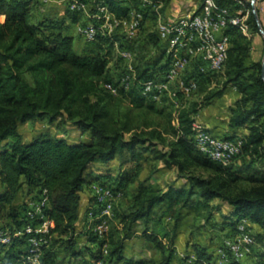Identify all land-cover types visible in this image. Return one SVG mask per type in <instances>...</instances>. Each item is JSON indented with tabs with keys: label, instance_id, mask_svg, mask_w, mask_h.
Segmentation results:
<instances>
[{
	"label": "trees",
	"instance_id": "1",
	"mask_svg": "<svg viewBox=\"0 0 264 264\" xmlns=\"http://www.w3.org/2000/svg\"><path fill=\"white\" fill-rule=\"evenodd\" d=\"M126 1L102 0L117 17L127 15L128 9L122 5ZM212 1L218 9L251 8L248 0ZM36 6L31 0H0V15H4L0 22V180L4 185V191L0 193V211L3 204L13 203L23 184L39 188L37 199L42 190H46L45 215L54 222V227L50 230L43 262L59 264L58 247L72 257L81 254L75 247L74 233L80 221V193L92 175V165L108 163L115 158L124 163L126 154L132 165L113 176L112 183L108 173H99L96 177L98 183L109 186L120 193V197H130V206L119 214L113 206L114 219L102 237L85 227L87 240L97 244L96 249H88L92 261L171 264L184 209L193 210L190 213L194 221L202 217L204 225L230 226L235 233L238 223L247 219L251 228L259 230L257 234L252 232L255 246L248 257H255L258 243L261 251L256 258L264 261V79L262 58L253 56L251 40L238 26L229 24L226 28L230 39L229 54L222 71L199 72L195 62L187 70L188 75L198 81L196 92L204 85L210 89L211 76L223 73L224 81L218 90L208 92L203 88L204 95L211 94L203 98L200 106L220 98L228 86L235 87L239 94L230 108L227 122L231 128H245L242 148L229 164L221 165L200 152L195 144L192 123L199 110L194 104L185 105L177 112L173 111L174 114L166 113L174 107L162 103L158 108L157 103L147 100L140 92L139 81L161 78L169 62L155 30L144 34L142 27L138 39L142 37L141 43L150 45L156 56L135 64L132 58L136 78L125 88L120 82L118 84L119 78L114 81L108 77L109 60L106 53L103 54L107 47L113 48L114 41L122 45L116 33L94 41L95 52H77L73 35L66 26L71 12L62 19H43L34 23L31 11ZM256 9L264 29L260 0L256 1ZM247 23L252 35H262L252 10L247 15ZM120 47L132 51L129 47ZM127 71L124 66L121 77ZM106 82L117 87L115 94L104 87ZM113 97L126 99L131 107L141 109L142 114L154 112L161 119L143 121L140 126L130 123L129 119L116 120L110 108ZM36 119L71 124L83 132H90L93 140L71 142L60 136H40L25 142L19 126ZM234 137L237 136H224ZM137 146L143 147L142 152L136 150ZM148 149L163 167L176 169V176L185 178L189 187L168 184L166 188L158 189L139 181L143 169L142 153ZM247 159L251 164L262 163L258 175H240L242 170H249L248 164L241 162ZM241 179L244 184L240 186L238 181ZM136 182V189L129 192ZM214 200L220 203H212ZM93 201L92 197L90 205ZM224 205L228 206L226 212ZM27 208L26 204L13 225L0 226V229L12 231L27 222ZM90 210L97 213L98 208ZM216 215L220 222L213 220ZM138 222L143 224L140 236L149 248L159 253L158 260L125 258L126 241L135 235ZM189 245L194 256L191 264H216V255L205 245L198 241ZM4 248L5 254L0 256L2 264H28L24 260L27 250L24 237H13L8 245L0 246V250ZM187 259L188 255L181 261Z\"/></svg>",
	"mask_w": 264,
	"mask_h": 264
},
{
	"label": "built area",
	"instance_id": "2",
	"mask_svg": "<svg viewBox=\"0 0 264 264\" xmlns=\"http://www.w3.org/2000/svg\"><path fill=\"white\" fill-rule=\"evenodd\" d=\"M136 1L142 6L150 3L148 0ZM66 6L70 12L85 15V20L77 26V33L86 42L111 37L118 28L128 41L137 39L141 34L145 12L140 8H133L126 16L117 17L102 0H66ZM247 15L244 9H218L212 0H205L199 9L188 11L177 18L159 17L156 33L169 62L161 78L149 77L139 81L141 94L147 100L160 104L169 103L168 99L179 100V97L188 98L193 95L198 89V81L187 73L191 63H196L199 72L222 71L230 45L226 28L229 24L236 25L250 38L252 34ZM119 45L118 41H114L113 48L123 60L131 62L132 51ZM128 70L120 79V84L125 88L136 78L131 65ZM104 87L114 94L117 92V87L112 82L104 83ZM174 107H179V104ZM192 129L198 150L221 165L229 164L241 151V137L217 136L198 119L193 121ZM92 197L93 205L88 206L84 222L89 230L102 237L114 216V200L120 197V193L114 192L109 186L95 183L92 185ZM47 204L46 190L43 189L38 199L27 202V222L12 231L0 229V246L8 245L13 237H24L27 244L25 262L45 264L42 258L48 247L50 230L54 227V222L45 215ZM92 207L98 208L97 213L90 210ZM254 246L250 223L243 219L237 225L236 236L225 239L216 249V264H239L252 253ZM93 264H102V261H94Z\"/></svg>",
	"mask_w": 264,
	"mask_h": 264
},
{
	"label": "rangeland",
	"instance_id": "3",
	"mask_svg": "<svg viewBox=\"0 0 264 264\" xmlns=\"http://www.w3.org/2000/svg\"><path fill=\"white\" fill-rule=\"evenodd\" d=\"M165 2H167V4H174V2H176V0H164ZM205 0H186L185 5L186 4H190L193 5L192 7L198 8L200 7ZM249 1V0H248ZM163 2V0H162ZM32 5L37 4V6L35 8L32 9L31 11V21L34 23H38L40 21H42L43 19H52L55 18L51 13V9L53 7H48L46 4H43V2L41 0H31ZM55 4V3H54ZM177 4L179 5V2H177ZM251 4V2H250ZM51 6V5H50ZM256 6V3H255ZM93 7V4H91V8ZM176 7V5L174 6V8ZM177 8V7H176ZM243 8V7H241ZM54 9V8H53ZM244 10L247 11V14L249 13L250 10H252V4H251V8H243ZM170 8H167L165 12H163L164 17H169L172 18L173 16L169 15L172 14L170 11ZM181 14V13H180ZM179 15V14H178ZM177 15V16H178ZM84 14L83 13H70L68 14V20L66 22V26L69 28V33H71L73 35V40H74V48L75 50H77V52H81V53H87V52H95L97 51L96 49V42H86L83 38H81L78 33H77V26L83 22L85 19L83 18ZM176 16V17H177ZM52 17V18H51ZM74 19V21L72 20ZM4 20V16H0V22H2ZM120 28H118L117 32H116V38L123 42L122 45L123 47H129L132 49L133 52V59H134V64L139 61V60H143L144 58L147 59H151L154 58L156 56V54L154 53V51H152V47L146 43H141V38L138 40H134V41H128L125 39V37L121 34V32L119 31ZM233 38V37H232ZM247 39L251 40L252 45H253V49H252V54L253 56H255V58L257 59H263L264 56V36L263 34L257 35V34H253L251 35L250 38H248L246 36ZM106 53L107 58H108V66H109V70H108V77L111 80H119L121 79V70L124 66L128 67L129 62L126 60H123L120 55L117 53V51L110 47L103 51V54ZM149 59V60H150ZM136 60V61H135ZM124 73V72H123ZM119 78V79H117ZM212 79V83L210 86H212L210 89H206V86L204 85L203 87H200V89L195 92L193 95H191L188 98H183V97H179V107H174V108H170L169 110L167 109L165 112H177L181 107L183 106H192L193 104L196 106V108L198 110L201 109L202 105L200 106V104L203 103V98L206 95H209L211 93H207L204 95L203 91L206 89L208 92L210 91H216L218 90L221 85L222 82L224 81V76L223 73H218V74H214L211 76ZM118 84L120 81H117ZM203 88H205L203 90ZM148 102V101H147ZM146 102V103H147ZM149 103V102H148ZM158 108L161 106L160 103H157ZM111 112H113L115 119L116 120H127L129 119L130 123H135V124H139V126L141 125V123L143 121H147V122H154V120L158 121L159 118L158 114L156 115V113L154 112H146V114H142V110L141 109H135L134 107H131V105H129L128 100L126 99H119V98H115L113 97L112 99V103H111ZM174 114V113H173ZM164 120H166L164 118ZM134 124V125H135ZM19 131L22 133L24 141L25 142H29L31 140H33L34 138L40 137V136H60L63 138H66L67 140H71V141H85V142H89L91 140H93L90 132H86L83 133V131H81L80 129L74 128L71 126V124L68 123H62L59 120L53 121V122H49L48 120L44 119H36V120H28L25 123L21 124L19 126ZM81 132V133H80ZM141 146H137L136 150L141 151ZM151 151L148 149L146 152L142 153V164H143V169L140 173L139 179H146L148 177H153V182L154 184L162 189V188H166V186L168 184H175L176 186H181V185H185L187 187H189V184L187 183V181L185 180V178L180 177L178 178L176 176V169H168L163 167L161 161L157 160L154 158V156L150 153ZM124 163H122L121 159H116V161H114V166L111 167V169L108 170H112L113 172V176L118 175L122 170H126V168H130L129 166L132 165L131 161L129 160V156L128 154H126L125 160L123 161ZM244 162L243 164H248L247 166L249 167V170L244 169L240 172V175L243 176H248L250 174H255L258 175V171L262 170V163L258 162V163H249V160H244L241 161ZM122 163V164H121ZM239 164V163H238ZM250 164V165H249ZM123 166V167H121ZM102 172L106 169L102 168L100 169ZM200 172V171H197ZM103 174V173H102ZM202 174H206L204 172H202ZM108 176H110L111 182L114 181L113 180V176L112 174H109ZM238 184H240V186L243 183V179L238 181ZM136 189V183L130 186V191L132 192ZM212 203H220L219 200H214ZM130 206V197H117L114 200V207H115V213L119 214L120 212H125L128 210ZM228 209L227 205H224L223 210L226 212ZM191 211H193L192 209H184L183 212H188L190 213ZM191 222L188 224L189 226V230H191L192 235H188V237L186 236L185 239H183L184 241L180 242V250H182L181 252H185L184 254L188 253L191 250V247L189 245V243L194 242V241H198L203 245H209L213 246L215 243H218L222 240L220 235H217L215 231L210 230L211 228H213V225H204V220L202 217H199V219H196L195 221L191 217ZM6 220V215H2L0 216V226H4V222ZM213 220H216L217 222H220V217L218 215H216L214 217ZM203 225V226H202ZM143 229V225L140 223L139 226H137L136 230H139V232H141V230ZM253 233H256L259 231L257 227H253L251 228ZM136 232V231H135ZM135 237H139L135 240L132 241L131 246L132 249H134L136 251L137 254H145L146 256H149L148 258L150 260H156V259H152L154 258L153 255V250H145V249H149L148 246L143 243V239L140 238V234L139 233H135ZM184 242H185V246H184ZM213 245H212V244ZM184 246V247H183ZM209 246V247H210ZM256 252L255 254L257 255L260 251H261V246L260 244L257 243L256 246ZM149 251V252H148ZM187 255V254H186ZM185 255V256H186ZM256 255H254L255 257H257ZM156 256V255H155ZM160 258V256H159ZM183 258V257H182Z\"/></svg>",
	"mask_w": 264,
	"mask_h": 264
},
{
	"label": "crops",
	"instance_id": "4",
	"mask_svg": "<svg viewBox=\"0 0 264 264\" xmlns=\"http://www.w3.org/2000/svg\"><path fill=\"white\" fill-rule=\"evenodd\" d=\"M41 1L43 2V4H46L48 7L54 8V9L53 8L51 9L52 14H49V15L56 17V19H62L64 17H66L67 13H70V11L67 10L66 0H41ZM148 1L150 3L147 5H144V6H142L138 1L136 2L134 0H127L126 2L122 3V5L125 6L128 9V11H130L133 8L134 9L140 8V9L144 10V12H145L144 21H143V32H144V34H147V33L152 32L154 30L156 31V23H157V20L159 17L169 18V17L163 16V15H165V14H163V12H165L167 8H170V10H168V11H170L172 13L169 15L173 16L172 18H175L178 14L179 15L177 17L184 15L188 11L199 9L201 7L200 6V7L194 9L192 7L193 5H190V4L185 5L186 0H176V2H174V4L173 3L170 4L171 2L169 4H167V2H165L164 0H163V2H162V0H148ZM177 2H179V5L177 4ZM175 5L177 8L176 7L174 8ZM259 10H260V12L263 16V20H264V0H260V9ZM84 17H85V15L83 16V18ZM52 19H55V18H52ZM129 65L132 66V60H131V62H129L128 67H129ZM128 67H127V70H128ZM189 70H190V68H188V71ZM211 87L212 86H210V88ZM238 96H239V94H238L237 90L235 89V87L228 86L226 88L224 94L220 98H216V99L212 100L209 104H206V105L201 107V109L198 111V113L196 115V119H198L200 122H202L209 131H211L213 134H215L217 136L224 137L225 135H236L237 137L243 138V135L245 134V128H243V127L231 128V127H229L228 122H227L228 117L230 115V108ZM167 102H169V103H166V104H170V106H172V107H174L175 104H177V103L179 104V100H177V99H174V100L172 99V101L171 100L169 101V99H168ZM83 133H86V132H83ZM71 142H74V141H71ZM116 159H118V158H115L108 163L95 162L92 165V172H91L92 175L88 178L87 183L84 185V187L80 193V196H81L80 221H79V223L75 229V233H74L75 240H76L75 247L81 251V254L77 255L76 257H72L69 254V252L64 250L62 247H58L57 248V254H58L59 264H93L94 263V261H92V259L90 258V255L88 253L89 252L88 249H92V250L96 249L97 244L88 241L87 237L84 234V230L86 227L85 222H84L85 217H86V210H87L88 206H90V203L92 202V185L95 183H98V181L96 179L97 174L108 173V174H112V176H113L114 174H113L112 170H108V169H111V167L114 166L113 163H114V161H116ZM121 167H123V166H121ZM102 168H104L106 170H104L102 172L100 170ZM22 180H23V178H22ZM139 181H143L144 184H152L155 188H158L153 182V177H148L146 179L145 178L139 179ZM136 185H137V182H136ZM38 189L39 188L28 187L27 185L23 184L22 187L20 188V190L18 191V194L16 195V198L14 199L13 203L11 205L3 204V207L1 208V211H0V216L6 215V220L4 222L5 223L4 225H8V224L13 225V221L15 219L20 218L27 202L37 199L38 192H39ZM158 189H160V188H158ZM162 189H164V188H162ZM3 191H4V185L2 184V182L0 180V193ZM191 215L192 214L188 213V212L183 213L182 219H181L179 226H178V229H177V236H176V239L174 242L175 254H174V257H173L171 264H181V262H182V264H191V259L194 258L193 252L189 251L188 253H186L189 256V259H187L186 261H181L182 257H184L186 254H184L185 252H181L182 250L179 249L180 248L179 247L180 242L184 241L183 239H185L186 236L188 237V235L191 234V230H189L190 228L188 226V224L191 222V218H189V217H191ZM113 219H114V217L112 218V220ZM214 221H216V220H214ZM140 223L141 222H138L136 224V229H137V226L140 225ZM210 230L215 231L217 235H220L222 240L224 238H227V237H235L236 236L235 230L232 229L230 226H226V225L223 227L214 226ZM136 233L140 234L141 232H139V230H136ZM137 238H139V237H135V235H134L126 241V247L124 249L125 258L133 259V260L149 259L148 258L149 256H146L145 254H137L136 251L134 249H132L131 243L133 240H135ZM140 238H142V237H140ZM142 241H143V243H145L144 239ZM221 241L218 243H215L214 245L211 243L213 246H210L209 245L210 243L207 246L206 245L205 246L207 247V249L209 251H212V253L214 255H216V249H217L218 245L221 243ZM184 246H185V242H184ZM145 250H153L154 258H152V259H156V260L159 259V253L155 249L149 248V249H145ZM5 251H6L5 248L1 249L0 250V256H4ZM103 251H104V254H106V252H107L106 246L103 247ZM243 263L244 264H254V263L264 264V261H259L256 257H247V258L243 259ZM121 264H126V263L122 262Z\"/></svg>",
	"mask_w": 264,
	"mask_h": 264
},
{
	"label": "water",
	"instance_id": "5",
	"mask_svg": "<svg viewBox=\"0 0 264 264\" xmlns=\"http://www.w3.org/2000/svg\"><path fill=\"white\" fill-rule=\"evenodd\" d=\"M256 1L257 0H251V3H252V12H253L256 20H257V23H258L259 28H260V32L264 36V29L262 28V25H261V22H260V19H259V16H258V12H257L256 6H255ZM262 77L264 79V56H263V59H262Z\"/></svg>",
	"mask_w": 264,
	"mask_h": 264
}]
</instances>
